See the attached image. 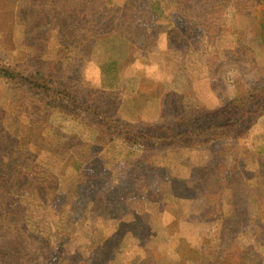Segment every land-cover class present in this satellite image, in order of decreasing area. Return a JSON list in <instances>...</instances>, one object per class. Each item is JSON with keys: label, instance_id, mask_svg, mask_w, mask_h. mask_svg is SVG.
<instances>
[{"label": "rangeland", "instance_id": "obj_1", "mask_svg": "<svg viewBox=\"0 0 264 264\" xmlns=\"http://www.w3.org/2000/svg\"><path fill=\"white\" fill-rule=\"evenodd\" d=\"M71 1L0 0V65L75 97L0 78V200L19 199L0 209L2 264H264V113L207 149L120 137V119L146 130L264 91V0ZM55 19L90 20L92 47Z\"/></svg>", "mask_w": 264, "mask_h": 264}, {"label": "trees", "instance_id": "obj_2", "mask_svg": "<svg viewBox=\"0 0 264 264\" xmlns=\"http://www.w3.org/2000/svg\"><path fill=\"white\" fill-rule=\"evenodd\" d=\"M39 2L51 3L55 8L56 3H64L65 6H69V3H72L71 0H39ZM73 3H87V0H74ZM88 3H91V0H88ZM52 9L55 12V9ZM85 10H87V8H85ZM69 22L70 20L66 21L62 19H55V22L52 25L53 32H56L57 35H61L63 38H66L67 41H75L73 39L76 37L77 32L84 30V40H86L85 42L87 45L91 44V41L93 40L91 27L88 39L85 35L86 24H92L90 20L86 21L84 28L75 22ZM259 26L262 32H264V10L260 15ZM169 31L172 32V29L168 30V35ZM82 40L83 39H81V41ZM91 45H89V48L92 47ZM26 73V71H23L19 67H11L9 64L0 65V78L10 84H13L16 88L26 87L31 91H35L41 99H44V96H51L53 107L61 106V102L64 100L75 105V97H73L74 93L72 92L74 90L66 87L68 85H64V89H62L56 85H52L38 72H33L31 74ZM231 103V108H201L188 115H182V118H177L176 122H165V124L150 125L151 127H146V130H137L136 126L131 124V122H121L120 119V128H123V130L120 129L121 142L124 146H128L130 148L132 146H149L153 149H162L168 147L175 148L176 146H179L181 148L195 147L197 149H207L213 143H217L234 136L237 133L238 125L241 122H246V120L258 116V112L262 114L264 113V91H258L253 87L246 88L241 96L236 97V95H233ZM113 124L115 125L114 122ZM115 127L117 126L115 125ZM20 170L23 175L32 174L25 166H23ZM46 181L47 179L44 180V193L52 188L46 183ZM43 190L40 192H43ZM13 201L14 200L8 197L1 199V211H15V203L19 202V199L15 200V203ZM7 247H9L8 240L5 243L0 242V264L7 262Z\"/></svg>", "mask_w": 264, "mask_h": 264}]
</instances>
